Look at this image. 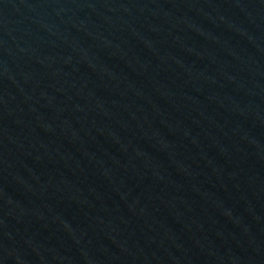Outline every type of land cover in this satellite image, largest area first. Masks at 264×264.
Returning a JSON list of instances; mask_svg holds the SVG:
<instances>
[{"label": "water", "instance_id": "1", "mask_svg": "<svg viewBox=\"0 0 264 264\" xmlns=\"http://www.w3.org/2000/svg\"><path fill=\"white\" fill-rule=\"evenodd\" d=\"M0 264H264V0H0Z\"/></svg>", "mask_w": 264, "mask_h": 264}]
</instances>
